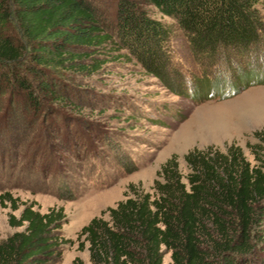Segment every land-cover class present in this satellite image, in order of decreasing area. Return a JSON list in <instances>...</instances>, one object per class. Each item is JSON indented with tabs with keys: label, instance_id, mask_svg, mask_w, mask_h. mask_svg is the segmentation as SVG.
<instances>
[{
	"label": "trees",
	"instance_id": "obj_1",
	"mask_svg": "<svg viewBox=\"0 0 264 264\" xmlns=\"http://www.w3.org/2000/svg\"><path fill=\"white\" fill-rule=\"evenodd\" d=\"M114 6L109 17L96 0H0V13L9 10L25 39L17 44L0 35V67L8 69L0 71V92L22 94L38 109L48 99L68 101L59 96L68 92L54 70L91 76L120 64L166 81L173 26L157 13L175 22L191 49L212 58L221 50L247 51L264 35V0H114ZM256 137L248 144L254 164L235 143L195 148L184 156L183 177L172 156L151 191L130 185L125 200L82 228L80 249L88 244L91 264H163L164 250L172 264H264V136ZM0 206L22 208L8 224L24 227L0 243V264L61 262L62 247L73 243L62 235L68 221L62 207L41 213L9 192L0 194Z\"/></svg>",
	"mask_w": 264,
	"mask_h": 264
},
{
	"label": "rangeland",
	"instance_id": "obj_2",
	"mask_svg": "<svg viewBox=\"0 0 264 264\" xmlns=\"http://www.w3.org/2000/svg\"><path fill=\"white\" fill-rule=\"evenodd\" d=\"M96 2L112 16L114 0ZM156 17L173 26L166 81L120 64L91 76L54 70L68 92L59 96L68 101L48 99L38 109L22 94L0 92V194L34 203L41 213L64 209L62 235L73 243L62 247L59 264H91L88 244L80 249L82 228L125 200L130 185L151 191L172 156L183 177L184 156L195 148L235 143L254 164L248 144L258 143L256 133L264 136V35L247 51L221 50L212 58L191 49L172 19ZM0 35L25 44L9 10L0 13ZM21 210L0 206V243L24 229L8 224L9 214ZM163 264H172L165 250Z\"/></svg>",
	"mask_w": 264,
	"mask_h": 264
}]
</instances>
